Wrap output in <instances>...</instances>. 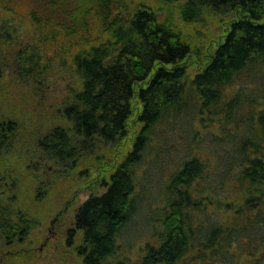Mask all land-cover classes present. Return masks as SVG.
I'll return each mask as SVG.
<instances>
[{"label":"trees","instance_id":"1","mask_svg":"<svg viewBox=\"0 0 264 264\" xmlns=\"http://www.w3.org/2000/svg\"><path fill=\"white\" fill-rule=\"evenodd\" d=\"M29 3L27 19L52 54L38 62L46 49L18 53L15 71L42 77L65 60L79 86L64 100L65 124L34 129L25 155L86 165L80 173L99 171L104 187L74 214L82 264H264V0ZM191 24L220 32L200 44ZM165 126L184 135L185 151L149 204L155 223L132 258L120 237L147 185L136 174L159 162L151 145ZM17 127L0 119V178ZM11 199L0 197L7 245L37 225Z\"/></svg>","mask_w":264,"mask_h":264},{"label":"rangeland","instance_id":"2","mask_svg":"<svg viewBox=\"0 0 264 264\" xmlns=\"http://www.w3.org/2000/svg\"><path fill=\"white\" fill-rule=\"evenodd\" d=\"M126 1L134 4L137 0ZM31 6L29 0H0V119L14 120L18 126L12 146L3 159L0 197L6 202L13 196L11 205L14 211L26 213L37 225L27 237L20 241L15 237L9 245L3 237L0 238V264H82L77 253L81 233L74 227V214L89 194L100 193L104 187L99 171L91 169L90 176L80 173L86 165L66 170L59 163L34 162L25 155L28 145L33 142L34 129L46 132L65 124L62 118L64 100L79 86L65 60L52 62L42 77L37 75L38 72L25 77L15 71L18 53L38 54L41 48L46 49L45 57H39L38 62L52 54V47L40 41L27 19L26 11ZM160 16L163 17V13ZM186 31L202 44L210 36H216L220 28L191 24ZM188 71L193 75L195 64ZM163 129L160 128L162 135L159 134L151 145L153 155L157 152L161 155L159 162L150 166L146 175L136 174L137 183L145 181L147 185L143 186L142 201L137 204L120 237L122 242L132 245L128 251L132 258L141 253V246L155 223L149 204L161 195L163 177L185 151L184 135L170 133L171 129L166 126L165 131L169 133L163 134ZM208 141L210 143V139ZM100 153L107 154L105 149ZM95 154H99L98 148H95ZM143 164L148 166L147 160ZM223 216L229 220L230 212Z\"/></svg>","mask_w":264,"mask_h":264},{"label":"flooded vegetation","instance_id":"3","mask_svg":"<svg viewBox=\"0 0 264 264\" xmlns=\"http://www.w3.org/2000/svg\"><path fill=\"white\" fill-rule=\"evenodd\" d=\"M0 28H1V26H0Z\"/></svg>","mask_w":264,"mask_h":264}]
</instances>
